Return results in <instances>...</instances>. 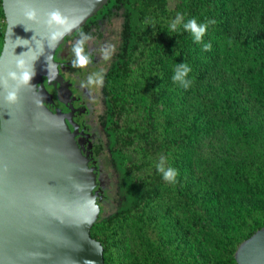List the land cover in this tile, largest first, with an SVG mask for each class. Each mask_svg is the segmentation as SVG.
I'll return each mask as SVG.
<instances>
[{
  "label": "trees",
  "instance_id": "1",
  "mask_svg": "<svg viewBox=\"0 0 264 264\" xmlns=\"http://www.w3.org/2000/svg\"><path fill=\"white\" fill-rule=\"evenodd\" d=\"M173 3L108 0L57 50L74 54L64 43L78 36L86 52L93 24L123 18L99 122L125 197L90 232L105 264H237L238 246L264 227V0ZM178 13L214 23L195 42L169 30ZM0 20L1 53L2 0ZM176 64L191 69L187 89L171 80ZM161 159L175 182L156 171Z\"/></svg>",
  "mask_w": 264,
  "mask_h": 264
},
{
  "label": "water",
  "instance_id": "2",
  "mask_svg": "<svg viewBox=\"0 0 264 264\" xmlns=\"http://www.w3.org/2000/svg\"><path fill=\"white\" fill-rule=\"evenodd\" d=\"M107 2L2 0L0 76L18 60L32 75L16 104H6L0 91V264H105L103 246L90 235L102 199L90 135L73 120L72 93L55 57L64 39ZM28 8L37 10L36 22L25 18ZM56 9L67 31L44 24ZM83 135L87 145L78 140ZM235 259L264 264V227L238 246Z\"/></svg>",
  "mask_w": 264,
  "mask_h": 264
},
{
  "label": "rangeland",
  "instance_id": "3",
  "mask_svg": "<svg viewBox=\"0 0 264 264\" xmlns=\"http://www.w3.org/2000/svg\"><path fill=\"white\" fill-rule=\"evenodd\" d=\"M173 3V0H170ZM123 18L115 15L112 19H100L96 24L92 25L91 35L86 37V52L90 57L89 63L83 67L74 66L66 71V77L76 82L74 89L78 88L83 100L86 103L89 113L87 115L88 126L93 136L92 142L99 153L95 157V164L98 169V189L102 195L101 199V216L106 218L123 205L125 197V189L123 184V176L118 168L116 158L110 153L109 140L106 139L103 128L99 122V116L103 109V98L100 86L87 87L88 76L108 71L112 63L115 61L118 46L120 44V31L122 28ZM1 28V20H0ZM80 42L79 37L75 36L67 40L64 44L67 48L73 49ZM111 45L112 51L109 59L102 58L101 50ZM74 54H70L62 60L73 61ZM85 85V86H82Z\"/></svg>",
  "mask_w": 264,
  "mask_h": 264
},
{
  "label": "clouds",
  "instance_id": "4",
  "mask_svg": "<svg viewBox=\"0 0 264 264\" xmlns=\"http://www.w3.org/2000/svg\"><path fill=\"white\" fill-rule=\"evenodd\" d=\"M25 18L30 22H36L38 19L37 10L35 8H28L25 12ZM183 17L178 13L169 24V30L175 31L177 25H181L183 29L189 32L192 35V38L195 42H200L202 36L204 35L208 24L214 23V21H207L206 23H197V21L192 18L188 19L186 22H183ZM44 24L47 26H55L57 28H64V31H67V19L64 17L61 12L56 9L49 11L45 14ZM62 34V33H61ZM56 37L54 36L53 39ZM83 42H80V46H76L73 48V52L76 56V60L74 62L75 66L83 68L85 67L89 61L90 57L84 53L83 50ZM210 45L205 44L204 48H209ZM112 47L108 46L106 49L101 50L102 58L107 60L111 55ZM191 69L186 66V64L175 65L173 68V74L171 76V80L173 83L178 84L179 86L187 89L189 85L192 83L190 78L186 79L188 73ZM32 73L24 67V62L22 60H18L15 62V70H8L4 76H0V91L3 92V100L6 104L14 105L17 102V93L20 87L28 85L31 79ZM9 81L13 83L10 84ZM103 82V73L97 72L88 76L87 79V87H91L93 85L100 86ZM85 86V85H82ZM156 171L161 175V178L167 182H175V177L177 172L174 168L168 166L165 167V160L161 159L160 163L156 164Z\"/></svg>",
  "mask_w": 264,
  "mask_h": 264
},
{
  "label": "flooded vegetation",
  "instance_id": "5",
  "mask_svg": "<svg viewBox=\"0 0 264 264\" xmlns=\"http://www.w3.org/2000/svg\"><path fill=\"white\" fill-rule=\"evenodd\" d=\"M64 54H65V51H64V49H62L61 52L57 53V57L59 58L61 63H63V67L61 69V71H62L61 74L64 77V80L68 82V87H69V89L71 90V93H72L71 94L72 105H73V107L75 109L73 120H74V122H76L78 124L79 131H83L84 134L90 135L89 138H88L90 143H91V145H92V148H90V150H92L93 160L95 162V157H96V155L94 153L95 146H94V144L92 142L93 136H92V133H91V129L88 126V119H87V115L89 113V109L87 108L86 103L83 100V96H82V94H80L78 88H76V90L74 89V85L76 84V82H73V81H71L70 78L66 77V71L75 66V64H74L75 60L63 62L62 58H65L67 56V55L65 56ZM69 63H72V64H69ZM52 90L53 91L51 93L52 94L55 93L53 87H52ZM57 104H59V103L57 102ZM62 110L67 112L66 108L63 107V106H62ZM78 140L80 142H82V141L84 142V140H85V145H87V143H88L87 137L85 135H83L82 137L78 138ZM100 204H101V201H100Z\"/></svg>",
  "mask_w": 264,
  "mask_h": 264
}]
</instances>
